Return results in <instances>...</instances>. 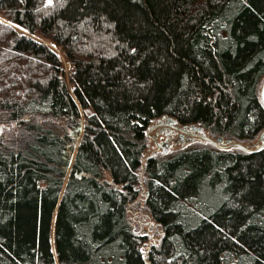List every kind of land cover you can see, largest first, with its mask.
<instances>
[{
  "label": "trees",
  "instance_id": "1",
  "mask_svg": "<svg viewBox=\"0 0 264 264\" xmlns=\"http://www.w3.org/2000/svg\"><path fill=\"white\" fill-rule=\"evenodd\" d=\"M263 78L264 0H0V264H264Z\"/></svg>",
  "mask_w": 264,
  "mask_h": 264
},
{
  "label": "rangeland",
  "instance_id": "2",
  "mask_svg": "<svg viewBox=\"0 0 264 264\" xmlns=\"http://www.w3.org/2000/svg\"><path fill=\"white\" fill-rule=\"evenodd\" d=\"M39 40L48 43V40L43 37H38ZM70 66L66 64V70L68 71ZM171 120L169 117L165 119H160L154 121L149 129V145L147 148L148 154H154L156 157L163 158L177 154L179 152L192 150L195 148H201L206 146L207 139H203L197 136H191L185 132V128L177 125L175 122L173 124L177 125L181 129H184L180 132L178 129H174L173 124L168 121ZM168 122V123H167ZM197 132V131H195ZM202 136V135H201ZM260 139V136H259ZM254 144H257L258 141H254ZM244 146L248 143L242 144ZM223 147H226L225 145ZM229 147V146H228ZM226 147V148H228ZM232 146H230L231 148ZM233 149V147H232ZM207 202H212L211 196H206ZM56 210L54 212V216Z\"/></svg>",
  "mask_w": 264,
  "mask_h": 264
},
{
  "label": "water",
  "instance_id": "3",
  "mask_svg": "<svg viewBox=\"0 0 264 264\" xmlns=\"http://www.w3.org/2000/svg\"><path fill=\"white\" fill-rule=\"evenodd\" d=\"M260 98H261V100H262V102L264 103V78H263V81H262V83H261V87H260ZM169 123H173L174 122V120H169L168 121ZM167 122V123H168ZM184 130V129H183ZM186 131H188V132H186ZM185 132L187 133V134H189V135H191V136H197V137H201V138H205V139H207V140H210L208 137H206L205 135H203L201 132H189V130H185ZM202 135V136H201ZM260 140L262 141V143L264 144V132L260 135ZM215 142H217V143H219L220 141H215Z\"/></svg>",
  "mask_w": 264,
  "mask_h": 264
},
{
  "label": "flooded vegetation",
  "instance_id": "4",
  "mask_svg": "<svg viewBox=\"0 0 264 264\" xmlns=\"http://www.w3.org/2000/svg\"><path fill=\"white\" fill-rule=\"evenodd\" d=\"M173 124V123H172ZM173 127H174V129H178V130H180V132L183 130V129H181L180 127H178L177 125H175V124H173ZM184 131V130H183ZM195 130H193V131H189V132H194ZM186 132H188V131H186Z\"/></svg>",
  "mask_w": 264,
  "mask_h": 264
}]
</instances>
